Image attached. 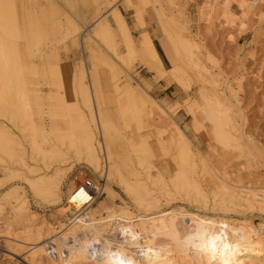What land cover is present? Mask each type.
<instances>
[{"label": "rangeland", "instance_id": "1", "mask_svg": "<svg viewBox=\"0 0 264 264\" xmlns=\"http://www.w3.org/2000/svg\"><path fill=\"white\" fill-rule=\"evenodd\" d=\"M7 1V4H9L8 6L10 9H13L14 16L18 20L16 24V28L18 29H16V37L12 39V44L17 52L16 55L19 58L21 63L20 66L24 73V77L22 75L20 78L23 77L22 79L24 80L26 77L28 80L31 76L34 81L32 78L26 81L25 78L26 87L24 91L26 92L23 91L18 94L22 96V93H24L23 96L26 98L27 105L30 109L28 117H17L15 126L8 123V121L0 120V125L6 122L15 133L14 137H17L20 144L18 147L19 149L16 146V152L22 155V162L15 161L7 154L6 148L0 147V177H2L0 180V264H52L43 260L41 257L30 258L28 256L33 247H38L45 241L55 238L56 232H54L52 228L53 226L51 223H54V221L51 220V216L59 206L54 203L52 204L49 200L39 197V195L37 196V194H35L36 191L30 189L29 181H31V178L38 180L37 178L41 176L43 178L42 180L45 179L44 181H49L57 176V173H61L59 171L66 172V176L62 182L61 192L65 190L68 181L74 177L76 178L73 181L75 184L80 183L84 178H88L91 179L95 185L100 186V188L101 186L107 187L112 194L107 195L106 191L102 190V192L98 194L93 205H98L100 203L104 205L106 212L111 211L115 215L121 214L126 210L134 216L175 209L177 211H182L179 222L180 225L183 223V227L184 225L186 227L190 224V219L187 215L188 212L208 217H224L236 221L245 220L254 225L264 222V215L257 211L246 209V207L237 208L225 202H220V204V200H217L218 197L214 195L216 193L214 188H216L220 182L219 179L223 182H234L235 184H232L241 188L253 187L264 191V51L258 55L255 54L253 50L244 51L254 46V43L256 44L254 40L247 45L245 43L238 45L236 41L238 34L244 32L247 28V21L252 19L260 21L264 17V14L259 13L264 6V0H227L226 2L234 1L238 5L242 10L241 15H238L237 12L234 11L226 12L225 3L222 2V0H154L155 2L158 1L159 5L163 6L162 8L166 11H164V14L166 18L168 17L167 20L171 19L172 22L175 21L177 27L179 26L183 33H187L196 44V48L199 51L195 49V51L197 50L195 53L197 55L198 52L200 62L206 66L208 72L211 74L209 76L210 80H208L209 78L206 74L204 77L199 75L201 76L200 79L203 77L206 81L205 85L203 84L206 87L200 84L202 79L200 80L198 75L196 76L195 72L197 69L193 63L189 62L187 57L181 58V61L185 62V65L195 68V70L193 69V73L195 74H193V79L190 78L192 75V68L191 70L188 68L189 73H191L190 75L187 74V77H185L187 81H184V86L172 80L173 78L170 72H172L174 65L170 63L169 55L161 43L163 34L156 13V9L158 8L157 2L156 5L152 0L148 1L150 6H147L145 9L143 6H140V0ZM258 4L260 5L259 8H257ZM114 10L122 14L128 25L129 32L134 41V48L132 51L124 44L121 32L113 20L112 11ZM136 10L138 11L137 14L141 13L142 16L141 14L138 16ZM66 15L70 16L71 19L79 24V29L74 31L70 39L69 37L66 38L63 36L64 34L59 30L57 24L60 19L64 21V16L66 17ZM95 19H99L100 22L105 19L107 20V24L110 27L109 35L107 34V36H109L107 37V41H103L102 38L99 39L97 38L98 36L95 37V35L91 33V24L94 23ZM138 20L144 24L139 23ZM244 21H246V24ZM54 25L58 29L53 27ZM259 32L258 35L260 40L258 43L264 46V31L261 30ZM144 36L147 37L152 46L147 47V45L142 43ZM157 40L160 41V45L169 61V65L165 63L166 67L163 65L155 49L153 41L155 42ZM105 42H107L106 44H108V46ZM168 44L172 49V44ZM149 47L152 49V54L155 55L151 54V50H148ZM144 48H146V50ZM148 54L152 55V58ZM77 62L83 63L84 75L86 77L89 76L91 78L92 75H96L98 78L102 97L98 103L94 101V108L97 111L100 110L96 105L97 103L103 110H106L108 114L105 116L108 122L111 123L110 126L115 128V132H118L117 134L119 136L121 135V138L123 136L126 137V141L123 140L122 148L120 147V149L121 151L123 150L122 152L125 153V156L129 157V163H131V165L137 166L136 168L138 169L140 168V165H137L138 162L135 152L131 150L133 147L137 148L146 142H148V147L155 146L154 142L156 141V137L153 135V130L160 131L162 138L167 140L169 131H173L176 127L181 129L184 137L187 139L186 142L195 153L198 151L197 153L200 155L198 156L197 153L195 155L197 160H195L194 174L198 178L200 177L199 179L202 178L201 184L202 186L204 185V190H206L204 201L196 200L198 198L194 195L191 196L193 193H189V191L186 193V191L184 192L182 189L173 188L169 179L171 175H178L177 168L167 160L170 158L168 154L165 153V158L160 156L161 152L158 145L153 148L155 149L158 168L161 173H163L164 179H166L165 183L169 192H164L161 189L162 183L159 180L152 184L146 181V187L150 188V191L153 190V193H151L153 195L155 194L154 197H157V205H155V207L153 206V208L151 206L144 210L136 206L131 197L129 198L130 195L124 190L122 191L123 188L121 184L117 183L118 179L115 177V174L113 176L111 175L109 177L110 179L107 181L105 176L102 177L100 173L96 172L93 177L90 175L82 158V153L78 150L79 148H76L79 141L78 136H80L79 132H76L79 129L78 127L75 128L76 134H74V141L77 142H74V146L70 145L68 142L72 133L71 131L68 133L69 125L67 121L71 118L70 115L76 118V111H74V108H79V106L85 117V120L83 119L81 121L94 131V135L97 139L99 135L97 127L90 118V113L86 104L87 98H90L85 97L87 94L80 91V86H78L79 89L77 87L79 79L77 78L78 82L76 81L75 87L77 89L73 88L72 90L71 87H74V85L70 86V72H68L65 67H67V65L70 66L71 63L74 65ZM30 66H35V75L33 74L34 72H29L31 70ZM51 66L53 68H61L58 74L48 72ZM21 68L19 75H21ZM177 68L176 66L174 67V69ZM45 69L47 71L43 73ZM26 71V75L28 76H25ZM74 71L75 74H78V72L76 73V68H74ZM111 72L113 75H119L122 79L125 78L131 87H134L137 92L141 93L140 95H144L146 101L147 98L149 99L151 97L147 101L149 104L151 102V104H153L154 102L152 99H154L164 111L162 112L158 106L153 104L154 108L152 105H149L150 108L152 107L151 111L146 107V109L142 111L145 114L146 123L143 121L138 124L133 118H131V121H129L130 119L128 120L130 123L127 122V119L126 121H124L123 118L121 119L118 109H122L120 106L122 103L124 104L122 107L127 104L129 106V102L126 99V95L129 91H125L124 93L114 90L112 85L113 81L111 79L113 75ZM44 74L47 75L45 76ZM77 77H79V74ZM53 78H55V80ZM30 80H32V82H30ZM57 80L61 85L56 84L58 83ZM89 83H91L90 79ZM197 83L200 84L198 87L196 86ZM130 86L129 89H131ZM208 87L211 88L212 92L210 89L206 90ZM202 88L203 92H201ZM212 88H215L216 91ZM204 91H207L206 93H208V95ZM214 91L216 94H213ZM92 92L94 96L93 89ZM209 92H211V95H209ZM79 93L81 95L83 94V97H85L84 102ZM88 95H90V93ZM216 97L218 99L222 98L223 100L221 99L220 101L225 102L224 104L229 106L228 109L231 110V112L224 113L218 105L219 100L216 99ZM123 99L126 101L125 103L122 101ZM212 99L215 100L216 104ZM227 100H229V102ZM117 101L120 102V104ZM211 102H213L212 106H210ZM136 105H138L137 102ZM136 105L134 106L136 107ZM213 105L214 107L217 106L215 107L216 109H214ZM68 108L70 112H68ZM70 109H73V111ZM140 109L143 110L144 108L142 109L140 107ZM233 110L235 111L234 114L232 113ZM230 114H233V117ZM229 117H232L231 121ZM232 121L242 123V132L244 135L248 136L250 145L246 143L247 141L245 139L238 138L239 136L237 137V135L240 134L239 132L235 135L236 133L233 132L234 130L232 131L231 125H229ZM34 123L35 128L33 125ZM53 123H55L57 129L51 128ZM75 123L77 122L75 121ZM144 123L145 125L147 124L146 127ZM125 124L128 125L127 128ZM42 126L44 127L45 134L41 131V133H39L37 130L41 129ZM33 129L34 132H32ZM63 131L64 133L66 132L65 136L67 138H62L61 136H59V138L56 137L58 133L64 134ZM220 131L224 134L223 136ZM228 132L231 133V137ZM33 133L36 134L34 135ZM225 133L227 136H225ZM42 135L45 136L42 137ZM128 136L130 137L129 139H127ZM232 137H234V139ZM32 138L35 140H32ZM239 139L241 140L240 143ZM29 141H33L34 143L37 142L39 146L44 149L46 148V154L41 155V153L36 151L37 149L31 142V145H29ZM51 144H54L63 153H60L61 155H59V153H49L48 146ZM128 144H131V146ZM174 150L175 149H173V151ZM102 154L103 152H99L100 163L104 166L105 164L102 163H106V160L105 154ZM62 157L69 159L62 163ZM59 161L61 163H59ZM129 163L118 165L119 170H117L122 176L133 182L134 176L126 171ZM30 169L34 171H30ZM102 169L104 170V167ZM148 169L150 171L152 169V175L158 174L155 168L153 169V167L150 166ZM210 175H212L213 178L210 177ZM213 181L217 182H214L215 185L217 184L216 187L215 185L213 186ZM16 193L22 197L25 201L27 210L31 213L29 214L28 211H25L27 212L25 213L27 220L31 218L30 216H32V220L26 222V217H23V213L20 214V212L18 213L17 210H15L14 195H16ZM217 204H220V206ZM220 207H223V209ZM100 214L101 213L97 216H101ZM27 224H30L28 229L26 228L28 226ZM115 224V221L112 223L110 222L107 227V232L112 240L118 241L120 238L116 233H113L112 229L117 225ZM38 233L39 235H37ZM51 245L52 244L48 245L49 248H47L48 254H46V259L52 258L54 256H52V254L56 252L55 247ZM51 247H54V251H52L53 249ZM98 251L99 248L95 250L90 249L83 260L78 258L72 264H94V261H98L99 255H101Z\"/></svg>", "mask_w": 264, "mask_h": 264}, {"label": "bare ground", "instance_id": "2", "mask_svg": "<svg viewBox=\"0 0 264 264\" xmlns=\"http://www.w3.org/2000/svg\"><path fill=\"white\" fill-rule=\"evenodd\" d=\"M148 1L150 0H140L139 4H141L140 6H143L146 9L147 6H150ZM152 2H155V1L152 0ZM152 2H151V5H152ZM156 2L158 3V1ZM7 3H8L7 0H0V120L8 121V123H11L12 125L15 126V122H16L15 120L17 117L18 118L28 117V114H30V109L27 105L26 98L23 96L24 93H22V96H19L18 94H20L21 92L25 90L26 81L32 78L30 74L34 72L35 66L34 67L30 66L31 70L29 69L30 70L29 72L32 71L29 74L30 78H28L27 80V78L25 77L26 81H25V78L23 80L22 78L24 77L23 75L24 73L20 66L21 63L19 61L18 56L16 55L17 52L15 51V48L12 44V39L16 37V29H18L16 28L17 27L16 24L18 20L14 16L13 9L12 8L10 9V7L8 6L9 4ZM162 7L163 6L159 5L158 3V8L156 9L157 17L160 21V27H161V31L163 34L161 43L169 55V58L171 61L170 63H173L174 67L175 66L176 68L178 67L177 69H174L173 67L172 72H170L173 78L172 80H175L179 85L184 86V81L186 80L185 77H187V74L190 75L191 72L189 73L188 68L191 70L192 67L185 65L184 64L185 62L181 61V58L183 59L184 57H187L189 62L195 65L198 72L201 71L200 73H198L197 71L196 72L194 71L196 76L198 75L199 79L201 76L204 77L205 74L208 75V78H209V76L211 75L210 72H208V69L206 68V66L202 64V62H200L199 60L200 56L198 58V55H199L198 52H197V55L195 53L198 50L196 48V44L193 42V40L190 38V36L187 33L186 34L185 32L183 33L182 29L179 28V26L177 27L176 25L177 23H175V21L172 22L171 19L167 20L168 17L166 18L164 14L165 10ZM152 8H155V7H152ZM137 13L138 11L136 10V14ZM139 14L137 15L139 16ZM112 15L114 18L113 20L115 21L116 25L118 26L121 32V36L123 38L124 44H126V46L132 51V49L134 48V41L132 39V35L129 32V28H128V25L124 17L117 10L112 11ZM139 20L143 21L142 19H139ZM141 21L139 23L144 24ZM107 23L108 22L106 19L101 22L99 21V19H95L94 23L91 24L92 25L91 33L95 35V37L98 36L97 38L99 39L102 38L103 41H107V37H109L107 36V34L109 35V29H110ZM57 24H58L59 30L63 32L64 34L63 36L66 38L69 37V39L72 38L74 31H77V29H79L78 28L79 24H77L76 21H74L73 19H71L70 16H67V15L66 17L64 16V21L60 19ZM53 27H55V25ZM110 37H111V34H110ZM108 42H109V38H108ZM106 43L107 42H105V44ZM142 43L147 45V47L152 46L150 45L146 36L143 37ZM168 43L172 44V47H173L172 49L170 48ZM106 45L108 46V44ZM146 48L144 49L146 50ZM149 49L150 47L148 48V50ZM195 49L197 50L195 51ZM150 50L152 54V49ZM152 55H155V54H152ZM152 55H150V57ZM76 64L72 65L71 63L70 66L66 64L67 67H65V69L68 70V72H70V76H71L70 86L74 85V87L73 86L71 87L72 90L73 88H76L75 86H76L77 78L79 79L78 80L79 82L77 81L78 82L77 87L80 86V91L85 92L87 94L85 97L90 98V99L87 98L86 104L88 106L90 118L92 119L93 124L97 127L99 131V135L97 139L96 136L94 135V131L88 125L84 124L83 121H81L83 119L85 120V117L82 114V110H80L81 108L79 106V108H76V109L74 108V111H76L75 112L76 118H74L73 115H70L71 118H69L67 121V124L69 125L68 133L70 131L72 133L71 137L70 138L68 137L69 138L68 142L70 145L74 146V142H75L74 134H76V132H79L80 136H78L79 137L78 145L77 147L76 146L75 147L79 148L78 150L80 151V153H82L83 155L82 158L84 160L86 168L90 172V175H92L93 177L96 172L100 173L102 177L105 176L106 181H107L110 179L109 177L111 175L113 176L115 174V177L118 179L117 183L121 184V187L123 188L122 191L124 190L128 195H130L129 198L131 197V199L134 201L136 206L140 207V209L143 208L144 210L147 208H150L151 206L153 208V206L155 207V205H157L156 203L157 197H154L155 194L154 195L152 194L153 190L150 191L149 190L150 188L146 187L147 186L146 181H149V183L152 184L156 182L157 180H159L162 183L161 189L164 192H169V189L167 190V186L165 183L166 179H164L162 175L163 173H161L160 169L158 168V161H157V157L155 155V149H154L155 146L158 145L159 150L161 152L160 156L165 158L164 157L165 153L168 154L170 158L167 160L171 164L176 166L177 168L178 175L177 176L171 175L169 179V182H171V184L173 185V188L182 189L184 190V192L186 191V193H188L189 191V193L190 192L193 193L191 196L194 195L195 197L198 198V199L195 198L196 200L204 201L206 190H204V187H203L204 185L202 186L201 184L202 178L199 179L200 177L198 178L194 174L195 164H196L195 160H197L195 158V155L198 151H196L195 153L192 150L190 145L186 142L187 139L186 137H184V134L181 131V129L179 127L178 128L176 127L173 130V127H172L173 131L171 132L169 131V136L167 140L162 138L160 131L153 130V135H155L156 137L155 138L156 141L154 142L155 146L148 147L147 145L148 142H146V143H143L142 146H139L137 148L133 147V149L131 150L135 152L136 160L138 163L136 161L135 162L137 163V165L138 164L140 165V168L138 169L136 168L137 166L135 167L131 165V163H129V157L125 156V153L122 152L123 150L121 151L120 149V147L122 148L123 140L126 141V137L123 136L121 138L120 137L121 135L119 136L117 134L118 132L117 133L115 132V128L110 126L111 123L108 122L105 116L106 114H108V112L106 110H103L97 104L101 100V97H102L98 78L96 77L95 74H94L95 76L92 75L91 78L89 76L86 77L84 75L85 71L83 69V63L81 64V62H77ZM20 68L22 70L21 75H19ZM74 68H76V73L78 72L79 77H77L78 74L74 73L75 72ZM60 69L61 68H57V67L53 68L51 66L50 71L48 72H51L53 74L55 73L58 74ZM193 69L195 70V68L193 67L191 70L192 71V75L190 77L191 79H193L192 78L194 74ZM46 71L47 70L45 69V72L43 73H46ZM26 73L27 71L25 72V76H28L26 75ZM33 74L35 75V72ZM22 75L23 77L20 78V76ZM84 76L86 77V79ZM203 77L201 79L204 83L201 81L202 83L200 82V84L205 85L206 81L203 79ZM53 79L55 80V78ZM89 79L91 83H89ZM111 79L113 81L112 82L113 88L116 92L125 93V91L126 92L129 91L126 95L127 96L126 99L129 102V106L127 102L126 103L127 105L125 106H128V107H125V106H123L124 108L122 107V105H124L122 103V101H124L123 99L121 101L122 104L120 105L122 109L120 108L118 109L119 110L118 113L121 116L120 118L121 119L123 118L124 121H126L127 119V122H128L129 119H130L129 121H131V118H133L136 120L138 124H140L143 121L146 123L147 122L145 121L146 117H145L144 112L142 111H144L146 108L151 111L152 110L151 108L152 107L154 108L153 104H155L156 106H158L159 109H161V107L155 102L154 99H152L154 103L151 104L152 103L151 102L149 104V102L147 101L151 97L149 96L150 98L148 99L145 96L147 98V101H146V99L144 98V95L143 96L140 95L141 93L137 92L134 87H131L130 84H128V82L125 80V78L122 79L119 75H113ZM32 80H30V82H32ZM208 80H210V78ZM198 83L196 85L197 87L198 85H200ZM56 84L61 85L59 84V82ZM129 86L131 89H129ZM209 87L208 89L206 88V90H209V89L211 90V88ZM92 89L94 90V96H93ZM212 89L214 90L215 88H212ZM201 90H202L201 92H203V88ZM133 91H134V94H133ZM215 91L213 94H216ZM211 92H209V95H211L210 94ZM89 93L90 95H88ZM206 94L208 95V93ZM80 96H82L81 98H83L82 101L84 102L85 97H83V94L82 95L80 94ZM225 98H228V97H225ZM216 99L218 98L216 97ZM221 99L222 98L218 99L219 100L218 105L220 106L221 110L224 113H227L229 111L231 112V110L228 109L229 106L227 104H224L225 102L223 101L221 102L220 101ZM212 100L215 103V100L214 99ZM94 101L97 102L96 105L99 107L98 109L100 110L97 111L94 108V104H95ZM227 101L229 102V100ZM125 102L126 101H124V103ZM136 102L138 103V105H136ZM213 102H211L210 106H212ZM118 103L120 104V102ZM134 105H136V107ZM149 105L150 106L152 105V107L150 108ZM140 107L144 109L141 110ZM215 107L214 109H216ZM70 110L73 111V109H70ZM161 111L163 112L164 110L161 109ZM68 112H70L69 108H68ZM234 112L235 111L233 110L232 113L234 114ZM232 117H229V119L231 118L230 121L232 120ZM235 118H236V114H235ZM75 121L77 123H75ZM33 125L35 128V123ZM229 125H231L230 127L232 128V131L234 130L233 132L236 133V134L234 133L235 135H237L238 132L240 133L239 135H237V137L239 136L238 138L245 139L247 141L246 143H249L248 136L244 135V133L242 132V127H243L242 123H238L237 121L236 122L232 121V123L230 122ZM127 126L128 125L125 124L126 128ZM146 126L147 124L145 125V127ZM76 127L79 128L78 129L79 131L77 130L75 132ZM51 128L57 129V127L55 126V123L52 124ZM37 130L39 133L45 132L43 126L41 127V129H37ZM32 132H34V129ZM65 133L64 134L58 133L57 134L58 136L56 137L59 138V136H61L62 138L64 137L67 138L65 136ZM14 134L15 133L12 131L11 127L6 122H4V124L2 123L0 125V147L6 148L7 154L11 156L15 161H21L22 155L16 152V149L20 145L19 140L17 139V137H14ZM33 134L35 135L36 133H33ZM230 134L231 133H229V136ZM223 135L224 134H222V136ZM44 136L45 135H42V137ZM225 136H227V134ZM129 138L130 137L128 136L127 139ZM232 138L234 139V137ZM32 140H35V139L32 138ZM240 141L241 140L239 139V143ZM30 142L31 141H29V145H31ZM237 142L236 144L238 145ZM31 143L37 149L36 151L41 153V155L46 154L45 153L46 148L44 149L43 147L39 146L37 142L34 143L32 141ZM248 145H250V143ZM129 146H131V144ZM48 148H49L48 150L49 153L50 152L54 154L59 153V155H61L60 153H63L54 144H51L50 146H48ZM173 149L175 150L173 151ZM99 152L100 153L103 152V154H105L106 163L104 162L102 163V164H105L104 166H102L100 163ZM198 154L199 153H197V155ZM62 159L63 160L62 161L60 160V161L63 163L67 161V159L69 158L65 159L62 157ZM60 161L59 163H61ZM123 163L124 164L129 163V165H127L128 168L126 169V171H128L130 175L134 176L133 177L134 179L132 180L133 182L129 181V179H126L124 176H122L119 173L118 165H122ZM150 166L153 167V169L155 168L158 174L152 175L151 174L152 169L151 171L148 169V167ZM103 167H104V170L102 169ZM30 171H34V170L30 169ZM59 172L61 173L59 174L57 173V176H55L53 179L49 181H44L45 179L42 180L43 179L42 176L39 177L40 179L36 177L38 180H36L35 178H34L35 180L31 178V181H29L30 187H31L30 189L32 190L34 189L36 191L35 194H37V196L39 195V197H42L45 200H49L50 202H52V204L54 203L57 206H59L53 212V215L51 216V220L54 221V223H51V224L53 226L52 228L54 229V232H56L54 236L55 238L45 241L42 245L38 247H33L32 249L30 248L31 252L29 253V256H28L30 258L41 257L43 258V260H46L52 264H58V263L59 264H72L78 258H81L83 260L88 250L90 249L95 250L99 248L98 252H100L101 255H99L100 257L98 261H94V264H264V222L254 225L253 223L249 221H245V220L236 221L234 219H228L224 217H208V216L199 215L197 213L188 212L187 215L189 216L190 224L186 227L184 225L183 227V223H181L182 225H180V222H179L182 211L180 210L177 211L175 209L165 210V211H156L153 213L151 212V214L149 213L147 215H134V216H132L133 214H131L130 212L128 213L126 210V211H123L121 214L115 215L111 211L106 212L104 205H101L100 203H99L100 205L99 204L93 205L96 201V198L98 197V194H100L102 190H105L107 195L112 194V192L107 187L101 186L100 188V186L95 185V183L91 179H89L91 180V183L94 185V189H96V191L94 192L96 193L95 195H89L84 189L81 188V185L79 183L75 184L73 182L76 179L74 177L68 181V183L66 184L65 190L64 191L62 190L61 192V186H62L63 179L66 176L65 175L66 172L65 171L64 172L59 171ZM212 175H210V177L213 178ZM224 178H225V175H224ZM1 179L2 177H0V180ZM219 181L220 182L218 183V185L216 184L217 187L215 185V183L217 182L213 181L212 183L213 186L215 185L216 187L214 188L216 190V193L214 192L215 193L214 195L218 197L217 200H220L219 203L220 202L229 203L232 206H235L237 208L246 207V209L255 210L258 213L264 215V191L263 190H258L253 187L241 188L237 185H234L235 183L232 181L231 182L234 184L229 183L227 181L223 182L221 179H219ZM14 199H15V204H14L15 210H17L18 213L20 212V214L23 213L22 215L24 218L26 217L25 219L26 222L28 220L29 221L32 220L31 219L32 216H30L31 218H28V220H27V216H25V213H27L25 211H28V210L25 205V201L22 199V197L17 195L16 193V195H14ZM220 204L219 205L217 204V205L220 206ZM220 208L223 209V207H220ZM123 209H126V208H123ZM28 213L31 214L29 211ZM99 213H101L100 214L101 216L98 217L97 215ZM114 221L117 225L115 224L116 226H114L112 229H113V233H116L119 236L120 240L118 241H115L114 239L112 240L109 237L108 232H107V229H108L107 227L109 226V223L110 222L112 223ZM29 225L26 227L27 229L29 228ZM37 235H39V233ZM49 244H52L55 247L56 252L55 254H52L51 252L54 251L53 249L54 247L53 248L51 247L53 250L50 253L52 254V256L53 255L54 256L52 258L50 257L51 259L50 258L46 259L45 257H46V254H48L47 248H49L48 246Z\"/></svg>", "mask_w": 264, "mask_h": 264}, {"label": "crops", "instance_id": "3", "mask_svg": "<svg viewBox=\"0 0 264 264\" xmlns=\"http://www.w3.org/2000/svg\"><path fill=\"white\" fill-rule=\"evenodd\" d=\"M226 1L227 0H222V2L225 3V11L226 12L234 11V12H237L238 15L242 14V10L238 7V5L234 1H228V2H226ZM259 6L260 5L258 4L257 8H259ZM259 13L264 14V6L261 8ZM236 21H239V20H236ZM244 23L246 24V21H244ZM261 30L264 31V17L260 21H258L257 19H252L250 21H247V28L244 30V32L238 34V36L236 38L237 44L242 45L243 43H245L247 45V44L251 43L252 40L256 41V44L254 43V46L250 47L249 49H245L244 51L253 50L255 52V54L258 55L259 53L264 51V46L260 45L258 43L260 40L258 33H260L259 31H261ZM155 44H156V46L160 52L161 57L160 56L159 57H160L163 65L165 66V63L169 65V61H168V59H167V57H166V55H165V53H164V51L160 45V41L159 40L155 41ZM155 49H156V47H155Z\"/></svg>", "mask_w": 264, "mask_h": 264}, {"label": "built area", "instance_id": "4", "mask_svg": "<svg viewBox=\"0 0 264 264\" xmlns=\"http://www.w3.org/2000/svg\"><path fill=\"white\" fill-rule=\"evenodd\" d=\"M81 185V188L84 189L89 195H95L94 193L96 189H94V185L91 183V180L88 178L82 179L79 183Z\"/></svg>", "mask_w": 264, "mask_h": 264}, {"label": "trees", "instance_id": "5", "mask_svg": "<svg viewBox=\"0 0 264 264\" xmlns=\"http://www.w3.org/2000/svg\"><path fill=\"white\" fill-rule=\"evenodd\" d=\"M153 43H154V45H155V47H156V50H157V52H158L159 56L161 57V55H160V52H159V50H158V48H157V46H156V44H155V42H154V41H153Z\"/></svg>", "mask_w": 264, "mask_h": 264}]
</instances>
